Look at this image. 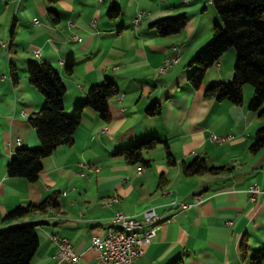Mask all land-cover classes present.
<instances>
[{"label":"crops","instance_id":"crops-1","mask_svg":"<svg viewBox=\"0 0 264 264\" xmlns=\"http://www.w3.org/2000/svg\"><path fill=\"white\" fill-rule=\"evenodd\" d=\"M111 5L120 8L119 16H107ZM210 5L211 0H0V229L38 222L39 247L30 264H102L91 248L92 236L106 235L115 211L139 217L151 208L160 223L134 264H249L250 254L264 246V146L249 149L264 117L248 107L253 87L244 85L237 105L203 96L204 88L232 79L234 49L207 70L200 88L190 87L187 79L194 54L212 38L217 14ZM181 13L188 21L177 34L159 36L150 26ZM173 56L177 63L158 75L163 61ZM42 61L63 79L66 113L84 101L89 86L107 78L119 93L109 100L108 121L85 108L73 143L44 157L38 178L28 181L7 175L6 165L18 147L40 146L27 118L42 107L44 96L30 84L26 67ZM69 62L73 70L67 74ZM155 103L160 113L147 115L146 108ZM213 134L229 137L216 142ZM151 137L168 144L173 165L162 144L145 154L151 159L146 168L115 155ZM197 157L232 171L185 175L182 163ZM253 184L259 191L251 198L247 189ZM53 192L58 194L55 211L3 220L14 207L38 204ZM197 195L202 201L195 203ZM112 197L117 200L110 202ZM179 200L192 205L182 208L174 203ZM52 234L67 237L79 260L58 261Z\"/></svg>","mask_w":264,"mask_h":264},{"label":"trees","instance_id":"trees-1","mask_svg":"<svg viewBox=\"0 0 264 264\" xmlns=\"http://www.w3.org/2000/svg\"><path fill=\"white\" fill-rule=\"evenodd\" d=\"M56 2L57 0H48ZM217 19L212 26V38L200 48L190 61L194 70L188 75V83L193 89L201 87L207 70L218 62L221 55L229 48L235 51L233 76L230 81H222L204 88L203 96L218 101L226 100L232 104L243 102V87L249 84L253 87V97L249 109L258 111L264 117V0H211ZM106 14L115 18L120 14V8L111 5ZM49 15L53 22L58 18L52 11ZM188 21L186 13L167 16L155 20L151 27L157 35L166 36L181 32ZM27 77L31 85L44 96L42 107L31 113L27 121L35 130L40 142L37 148L18 147L6 165L7 175L35 181L42 169V159L49 156L60 145H71L74 132L79 126L85 108L95 110L104 121L110 119L109 100L119 93L118 86L110 79L91 85L83 102L66 113L63 103L65 84L55 67L45 61L30 62L27 67ZM73 63L65 66V72L70 74ZM10 76L13 82L18 81L16 68L10 66ZM160 106L155 103L146 108L149 116L160 113ZM162 144L168 164L173 165L175 159L165 141L151 137L137 144L129 145L115 153L123 157L127 164H137L149 167L151 159L145 154ZM264 146V127L258 129L249 149L258 151ZM182 172L185 175L219 174L232 171L227 166H210L206 159L197 157L190 162H183ZM160 182L163 179L160 178ZM58 194L47 195L40 203L18 205L8 211L3 220H13L35 212L55 211L58 208ZM38 222L15 224L0 229V264H30L39 247L36 233ZM72 244V243H71ZM242 255H245L246 237L241 243ZM249 264H264V246L256 249L248 258ZM170 264H177V261Z\"/></svg>","mask_w":264,"mask_h":264},{"label":"built area","instance_id":"built-area-1","mask_svg":"<svg viewBox=\"0 0 264 264\" xmlns=\"http://www.w3.org/2000/svg\"><path fill=\"white\" fill-rule=\"evenodd\" d=\"M143 15L144 12L141 11L138 16L134 18V23L137 24ZM35 22H38V20L35 19ZM37 55H39L38 52ZM177 61V56L166 58L158 69V75H161V67H171L173 64L177 63ZM228 137L229 136L226 135H211V139L216 142L225 141ZM79 165L83 168L89 166L84 162H81ZM247 191L250 193L251 198H253V195L259 191V188L253 184L248 187ZM115 200H117L116 197L109 199L110 202ZM195 201V203L201 202V196H195ZM174 203L182 208L192 205V203L181 200ZM148 221H158V224L160 223L159 214H157L152 208L144 210L139 217L129 216L121 211H115L107 225L106 235L104 237L92 236L91 238V248L96 251L97 260L102 264H134L135 260L143 253L142 244L150 242L152 238H154L156 230L151 232V235H140L135 236V238H126L125 235L111 232V225L142 227L143 224ZM230 224L231 222H229V225ZM50 239L57 244V250L54 257L58 261L75 262L79 260V254L76 253L67 237L52 234L50 235Z\"/></svg>","mask_w":264,"mask_h":264},{"label":"bare ground","instance_id":"bare-ground-1","mask_svg":"<svg viewBox=\"0 0 264 264\" xmlns=\"http://www.w3.org/2000/svg\"><path fill=\"white\" fill-rule=\"evenodd\" d=\"M18 0L17 2H20ZM215 64L218 65V62ZM170 67H161V74L166 72L167 69ZM223 142V141H222ZM85 168L89 169L90 171L97 172V167L86 166ZM158 221H148L143 224L142 227H129V226H122V225H111V232L116 234L125 235L126 238H135V236L140 235H151V232L157 229Z\"/></svg>","mask_w":264,"mask_h":264},{"label":"rangeland","instance_id":"rangeland-1","mask_svg":"<svg viewBox=\"0 0 264 264\" xmlns=\"http://www.w3.org/2000/svg\"><path fill=\"white\" fill-rule=\"evenodd\" d=\"M210 6H212V8L215 10V7H214V5L211 3V5ZM215 12H216V10H215ZM140 13V12H139ZM217 14V13H216ZM187 18H188V16H187ZM229 49H233V47H231V48H229ZM228 50V49H227ZM227 50H226V52H227ZM234 61H235V59H234ZM234 61H233V63H234ZM71 113H72V111H71ZM70 113V114H71ZM114 215V214H113Z\"/></svg>","mask_w":264,"mask_h":264}]
</instances>
